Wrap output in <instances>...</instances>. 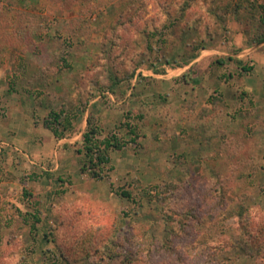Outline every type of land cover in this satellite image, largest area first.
Listing matches in <instances>:
<instances>
[{
    "label": "rangeland",
    "instance_id": "374dc122",
    "mask_svg": "<svg viewBox=\"0 0 264 264\" xmlns=\"http://www.w3.org/2000/svg\"><path fill=\"white\" fill-rule=\"evenodd\" d=\"M252 3L0 0V264H264Z\"/></svg>",
    "mask_w": 264,
    "mask_h": 264
},
{
    "label": "trees",
    "instance_id": "16d2710c",
    "mask_svg": "<svg viewBox=\"0 0 264 264\" xmlns=\"http://www.w3.org/2000/svg\"><path fill=\"white\" fill-rule=\"evenodd\" d=\"M246 2L250 7H254V4L249 0H243V3ZM258 8H261L264 12V5H258ZM264 42V31L257 39V43ZM247 70V69H246ZM59 118L58 113H54V122H57ZM52 123V122H51ZM70 121L66 120V124H69ZM50 124V123H48ZM87 129L83 133V151L85 155V168L89 171L92 177H98L99 171L103 166H105L109 162V157L107 152L110 148L120 149L122 148L126 142L120 141L116 135H110L103 139H98L96 135V128L90 125L89 120H87ZM48 128L52 130V132L57 136L60 137L61 134L58 132L56 128H53L51 125H48ZM131 133H134V130L131 129ZM135 134V133H134ZM136 134L134 137H131V142L135 141ZM123 196H130L128 192L122 193ZM35 219L38 221V217L34 216Z\"/></svg>",
    "mask_w": 264,
    "mask_h": 264
},
{
    "label": "built area",
    "instance_id": "2783aa9c",
    "mask_svg": "<svg viewBox=\"0 0 264 264\" xmlns=\"http://www.w3.org/2000/svg\"><path fill=\"white\" fill-rule=\"evenodd\" d=\"M250 2L258 3V4H263L264 5V0H249Z\"/></svg>",
    "mask_w": 264,
    "mask_h": 264
},
{
    "label": "crops",
    "instance_id": "0c3cea01",
    "mask_svg": "<svg viewBox=\"0 0 264 264\" xmlns=\"http://www.w3.org/2000/svg\"><path fill=\"white\" fill-rule=\"evenodd\" d=\"M263 45H264V42L258 43V46H263Z\"/></svg>",
    "mask_w": 264,
    "mask_h": 264
}]
</instances>
